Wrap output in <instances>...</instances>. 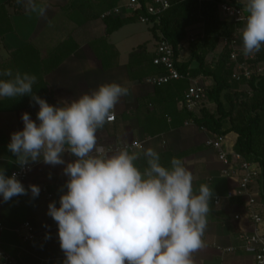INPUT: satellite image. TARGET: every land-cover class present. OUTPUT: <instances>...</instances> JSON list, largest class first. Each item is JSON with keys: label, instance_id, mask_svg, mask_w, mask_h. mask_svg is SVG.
Listing matches in <instances>:
<instances>
[{"label": "crops", "instance_id": "1", "mask_svg": "<svg viewBox=\"0 0 264 264\" xmlns=\"http://www.w3.org/2000/svg\"><path fill=\"white\" fill-rule=\"evenodd\" d=\"M82 1L37 0L48 5L45 16L40 17L35 13L26 14L17 0H0V73L11 69L13 74L19 71L35 75L37 80L33 93L53 106L90 94L102 84L115 82L128 87L129 95L121 97L114 109V123H107L98 130V145L118 150L140 142V150H128L138 153L134 164L142 173L148 167L149 158L144 155L147 148L159 153L160 163L165 167L171 166L172 157L181 159L194 176V191H198L201 183H206L214 193L209 202L210 211L203 236L205 246L192 254L193 264H252V255L240 250L232 253L225 251L237 248L240 245L238 236L249 234L252 229L245 219H233L243 213L244 201L233 202L227 198L236 188V181L219 175L221 165L213 151L204 145L208 135L194 123L185 126L189 120L184 119L181 113V102L177 101L174 112L168 114L166 104L175 96L165 89L158 90L161 86L145 83V79L154 76L148 67L137 70L133 65L129 68L126 55L140 46L134 44L136 38L133 39V36L145 32L144 24L137 21L128 23L107 35L104 20L118 16H101L122 7L128 0H84L86 7L79 4ZM236 1L244 4V0ZM131 16L122 13L119 17ZM146 29L150 31V26ZM151 37L155 39L152 33ZM153 42L152 50L151 40L144 43L148 45V49L145 46V53L151 54L148 57L143 53V58L153 55L156 41ZM180 46L178 62H183L188 59L189 53L185 45ZM219 50L218 47L214 53L207 55L206 64L210 68ZM237 50L242 52V46ZM252 56L244 55L245 59ZM197 66L196 62H192L190 68ZM145 73L147 75L143 78ZM140 75L142 80H136V76ZM196 78L202 86H208L206 77ZM7 79L10 77L0 75V80ZM202 108L211 112L214 110L206 100ZM38 110L39 106L31 102L29 95L0 98V170H4L8 177L19 166L17 158L7 147L11 134L23 130L21 117L24 113L39 123L36 119ZM225 136L227 147L233 149L236 134L230 132ZM62 158L66 163L76 159L68 153H64ZM29 165L32 172L21 182L28 194L13 197L8 202L0 197V250L10 256L14 264H63L65 256L59 246L58 227L47 212L52 202H56L57 208L60 206V196L67 191L64 187L68 180L63 174L65 165L51 166L42 160ZM29 185L40 188L38 197L32 198ZM253 189L259 194L257 202L263 218L261 234H264L262 178L256 181ZM46 194L51 198L48 199ZM217 199L220 200L219 205L214 204ZM24 224L32 227L37 238H42L45 243H40L38 239L23 242L17 231ZM20 232L24 233L23 230Z\"/></svg>", "mask_w": 264, "mask_h": 264}, {"label": "clouds", "instance_id": "2", "mask_svg": "<svg viewBox=\"0 0 264 264\" xmlns=\"http://www.w3.org/2000/svg\"><path fill=\"white\" fill-rule=\"evenodd\" d=\"M26 14L44 17L48 5L37 0H17ZM245 25L241 28L242 52L258 53L264 46V0H244ZM0 75V98L31 96L39 106L33 121L22 114L24 128L11 134L8 150L21 167L30 163L65 165L68 177L47 215L57 224L63 264H193L192 254L203 248L209 202L214 193L206 183L194 191V176L182 160L172 157L162 166L159 153L144 150L148 167L143 173L135 166L138 153L98 145L97 132L114 119V109L129 88L106 83L90 94L58 106L33 93L36 76ZM64 153L74 156L65 162ZM32 198L40 188L29 185ZM17 179L0 170V197L8 202L27 195Z\"/></svg>", "mask_w": 264, "mask_h": 264}, {"label": "trees", "instance_id": "3", "mask_svg": "<svg viewBox=\"0 0 264 264\" xmlns=\"http://www.w3.org/2000/svg\"><path fill=\"white\" fill-rule=\"evenodd\" d=\"M139 2L142 7L152 3L151 0H139ZM167 2L169 7L160 14L157 22L156 17H150L152 21V25H148L150 32L156 41L162 36L171 45L175 68L181 75L188 73L193 78L204 76L209 80L205 88V100L214 107L213 112L201 108L200 114L196 115L182 106L181 113L184 119L192 120L198 128L203 127L213 135H226L230 132L236 134L233 150L247 161L256 164L261 171L259 179L262 178L264 181V125L262 124L264 123V46L248 59H245L240 50L235 49L238 55L236 62H244L251 75L249 78L240 76L238 80L232 79L231 75L236 69V62L230 59L234 52L232 41H235L236 48L242 45L238 44L242 43L239 30L244 27L245 22L234 24L220 13V5L223 3L233 5L242 11L243 5L236 0H167ZM140 12L143 13L144 10ZM243 14L246 19L244 12ZM131 17L105 19V33L109 35L124 25L137 21L136 15ZM190 37H193V41H190ZM180 45H185L189 53L188 59L183 62H178ZM145 46L146 44L138 46L137 52L130 55L128 64L130 68L133 65L137 70L148 67L151 70L150 74L154 76L166 75L162 66H154L152 63L155 51L150 58H143ZM218 47L219 53L211 61L210 68L206 64V57L214 53ZM192 62L198 65L194 69L190 68ZM146 75L143 74V78ZM140 76H136V80L141 81L142 75ZM160 86L158 90L165 89L175 96L166 104L167 112L171 114L174 112L176 102H182L188 82L178 80ZM231 200L237 202L241 199Z\"/></svg>", "mask_w": 264, "mask_h": 264}, {"label": "built area", "instance_id": "4", "mask_svg": "<svg viewBox=\"0 0 264 264\" xmlns=\"http://www.w3.org/2000/svg\"><path fill=\"white\" fill-rule=\"evenodd\" d=\"M151 1V4L144 5L142 7V4L139 2V0H128L125 5L104 13L101 18L111 15L119 17L122 13H127L129 15H136L137 22L151 26L152 21H150V17H156L157 22L160 14H162L169 7L167 0ZM142 10H144L143 13L140 12ZM220 13L224 18L228 19L234 24L245 22L242 9L233 5L227 3L221 4ZM190 41H193V37H190ZM225 43L226 41H224V44ZM156 45L155 57L152 63L154 66H162L166 71V75H155L149 77L146 80V84L151 86H160L171 81H187L188 88L184 92L181 104L188 112L199 115L205 101V87L200 84L198 78H193L188 73L182 75L180 74V72L175 68L172 47L162 36H160V39L157 41ZM232 46L234 52L231 54L230 59L236 62L238 55L235 51V49H237L235 41H232ZM258 71H260V69ZM250 75L251 71L246 67L244 62H236V69L232 73L231 78L238 80L240 76L249 78ZM114 121L115 116L114 119L109 122V124L114 123ZM192 123L193 122L191 120L185 123V126H189ZM199 130L208 135L204 145L213 151L216 161L221 165L219 175L222 178L236 181V188L227 195V198H239L244 201L243 213L241 215H235L233 219L236 221L239 219H245L250 223V227L252 229L251 233L241 234L238 236L240 245L237 248H228L225 251L227 253H232L236 250H240L245 254L252 255V264H264V234H261L263 231V218L261 216V211L257 202L259 194L253 189L254 184L260 177V168L256 164L247 161L232 148H228L227 137L225 135L218 136L210 134L203 127H200ZM126 148L133 150L141 149L142 147L140 142H134L129 146H126ZM31 172V165L23 167L19 165L14 170V172H12V174L16 173L17 179L22 182L29 177ZM46 197L50 199L51 195L46 194ZM219 202L220 200L217 199L214 204L219 205ZM20 230H23L24 233L21 234ZM20 230H18L17 233L23 242H32L38 239L37 234H35L33 228L28 224H24ZM38 241L43 244L45 243V241L40 237ZM0 264H14V261L10 256L6 255L0 250Z\"/></svg>", "mask_w": 264, "mask_h": 264}, {"label": "rangeland", "instance_id": "5", "mask_svg": "<svg viewBox=\"0 0 264 264\" xmlns=\"http://www.w3.org/2000/svg\"><path fill=\"white\" fill-rule=\"evenodd\" d=\"M84 1V0H83ZM83 1L82 2H79V4L80 5H83L84 7H86L87 6V4L86 3H83ZM82 6V7H83ZM84 9L82 8V11H83ZM246 14V13H245ZM146 26H148V25H142V27L145 29V34L144 33H142V34H140V35H134L133 36V39H135L134 40V44H138V45H140V46H142L145 42H147L148 40H151V43H150V50H152V48H153V45H154V42H153V40H155L156 41V39H152V37H151V33H150V31H148L147 29H146ZM142 29V28H141ZM143 30V29H142ZM156 44H157V41H156ZM238 44H242V43H238ZM242 46V45H241ZM146 47H147V49H148V45H146ZM238 47H240V45L238 46ZM150 50H148V51H150ZM135 52H137V49H135V50H133L132 52H130V53H128V55H126V61H128L129 60V58H130V55H132L133 53H135ZM144 54H146V53H144ZM150 52H147V56L149 57L150 56ZM129 56V57H128ZM143 56V55H142ZM248 59V58H247ZM125 61V62H126ZM131 65V64H130ZM129 68H130V66H129ZM148 79V78H147ZM147 79H145V83H146V80ZM262 124L264 125V123L262 122ZM138 150H140V149H138Z\"/></svg>", "mask_w": 264, "mask_h": 264}]
</instances>
